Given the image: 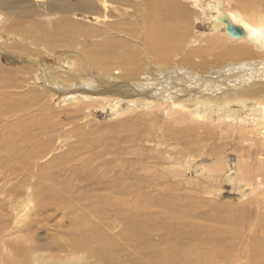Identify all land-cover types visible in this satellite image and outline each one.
I'll list each match as a JSON object with an SVG mask.
<instances>
[{"label":"bare ground","instance_id":"1","mask_svg":"<svg viewBox=\"0 0 264 264\" xmlns=\"http://www.w3.org/2000/svg\"><path fill=\"white\" fill-rule=\"evenodd\" d=\"M78 1H83L79 7L67 0L46 2L47 16L56 13L62 16L45 22L33 20L31 10H22L21 18L25 21L15 16L16 13L15 18L9 19L1 10L12 12L20 0H0V39L6 41L9 33L18 40L13 46L3 44L0 50V128L10 130L0 135L3 189L16 177L13 181L16 184L0 195V264H264V0H188L189 4L181 0H121L123 6L136 8L129 19H124L127 12L108 6L116 0ZM97 3L106 11L109 9V14L116 11L124 16L121 22L109 24L114 28L106 30L116 35L124 29L136 35L142 33V50L133 43L106 40L79 50L75 47L74 53L63 49L60 52L65 56L54 57L52 52L58 47L57 42L67 39L62 44L71 50L75 44L69 37L90 36L91 31H83L79 21L70 16L78 15L81 10L84 13L100 10ZM201 18L208 20L209 34L193 36ZM92 20L101 23L99 16ZM120 44L126 48L123 54L116 51ZM183 46L189 49L185 51ZM15 49L30 55L16 61L19 54ZM34 49L44 51L47 57L34 58ZM183 51V61L174 62ZM197 54H216L218 59L205 67L206 72L195 67L187 69ZM6 55L15 69L3 66L2 56ZM53 60L63 65H48ZM40 76L45 84L40 85L42 89H36L35 80L39 81ZM30 81L33 85L20 92ZM14 90H20V94L16 96ZM56 95L62 97L63 104L78 108L81 115L94 110H110L117 118L139 111L153 117L165 114L174 122V125L167 123L168 128L165 126L169 132L166 138L147 135L149 142L156 141L159 145L170 142L177 145V150L189 147L190 136L200 130L210 141L218 139L220 144L204 154L210 164H198L195 159L179 168L173 166L175 169L169 170L171 178H179L174 189L162 185L160 189V182L154 184L159 178L153 176L149 188L153 187L152 191L155 189L159 194L152 200L144 196L149 191L142 189L147 179L141 178L134 168L127 172L129 162L119 157L143 154L128 148L121 152L122 148L115 144L113 150L102 153L107 156L98 168L103 175L85 173L86 178H96L97 190L105 193L95 213L92 212L94 215L72 216L70 234L63 247L38 244L33 238L30 242L34 214H45L48 210L44 206V210L36 211L37 201L47 191L44 186L49 181L48 175H43L45 170H38L36 160L46 158L49 150L47 145L45 149L44 144H37L33 132L42 124L35 127L26 122V117L32 120L31 116L39 110L36 105L48 98L54 101ZM27 96L31 99L26 103ZM230 148L237 157L233 166L227 163ZM179 153L176 151L175 155ZM112 165L119 167L114 176H111ZM135 168L147 172L142 163ZM169 171L161 173L170 175ZM190 174H197L198 184L193 189L190 180L193 177L188 179ZM107 175L113 178L108 179ZM132 178L137 184L134 189L127 182ZM226 183L239 194L240 201L236 199L239 205L225 211L228 207L208 201L216 212L225 211L223 218L200 215L202 220L216 217L221 223L212 230L198 223L200 219L191 220L195 204L176 202L187 200L180 194L186 185L192 184L188 190L194 197L206 194L213 199L222 195ZM36 193L39 197H34ZM23 195L27 196L21 200Z\"/></svg>","mask_w":264,"mask_h":264},{"label":"rangeland","instance_id":"2","mask_svg":"<svg viewBox=\"0 0 264 264\" xmlns=\"http://www.w3.org/2000/svg\"><path fill=\"white\" fill-rule=\"evenodd\" d=\"M48 1H51V0H20V3L18 5L19 7L18 6L15 7V9L12 12L9 11L8 9H2L1 11L7 13V15L9 16V19H11L12 17L15 18V16H20V18H21L23 15L22 12L24 10L25 11H27V10L33 11V13L35 15L33 14L32 17L34 19L33 18H31V19H33L35 21L42 20V21L46 22L47 20H55L57 17H61L62 16L61 13H56L54 15H51V17L47 16L45 14V10H44L45 8L44 7L46 6V2H48ZM67 1L70 3V5H74V6H78V7H79V5L83 4V1H78V0H67ZM120 1L121 0H119V1L116 0V2H111L108 4V6L111 7L112 9L113 8H116V9L119 8L120 10H122V12H127L124 14L125 18H124V16L123 17L120 16L121 14L119 15V13L116 11L111 12L109 14V12H107L109 9L106 11V8L100 3H97V4H98V6H100L101 9L93 11L92 13L88 12L89 14L86 12L85 13L82 12V10L79 11L80 8H77V10L79 11V12H77L78 15L74 14L75 15L74 16L73 14H71L70 17H71V19H74L75 21H79L81 26H83V29H82L83 31H86V32L91 31L90 36L87 35L88 36L87 38L80 36V35L74 36V37H69L70 41H72L75 44V45H73L74 46L73 48L72 47L70 48L71 50H69V48H66V47H68V45L62 44L63 42L68 41L67 39L62 40V43H61V41L59 43L57 42L58 47L52 52L53 54L55 53L54 57H60V56L62 57L64 54H63V52H60V51L63 49L66 51L67 50L70 51V53H74L75 47H77V49L79 50L83 46L85 47L86 45H93V44L98 45V44H100L106 40L107 41L113 40V41H116L117 43L121 42V44L124 42L125 43L129 42L130 44L133 43L134 47L137 46V48L140 49V51H141L142 47H143L142 44H143L144 40L142 38H140L142 33L138 32L137 29H136V32H138L139 35H136V33L135 32L133 33L131 30H130L131 33L128 32L129 29L128 30L124 29V30H122V32H120L121 30L117 29V31L120 32L117 35H116V33H109L106 30L107 27L108 28H114V27H112L113 25L110 26L109 24H112L113 22H118V21L122 20L123 18L129 19L133 16L131 14H133L135 12L136 8H133L132 5L123 6V3H120ZM132 1L133 2H136V1L139 2L140 0H132ZM181 1L185 4L190 3V1H189V3H187L188 0H181ZM18 2H19V0H18ZM41 3H42V5H41ZM106 13H108L107 17H105ZM14 14H15V16H14ZM36 14L39 16H37ZM94 15L99 16V18H100L99 23L101 22L100 24L94 23V21L92 20L93 17H95ZM101 19H103V20H101ZM21 20L25 21V18L23 17V18H21ZM203 20H204V22H203ZM207 22H208L207 19L201 18V20H199L197 22V24L195 25L196 29L193 32V36L197 37L200 34H202L203 32H204V34H207V33L209 34V29H208L209 23H207ZM103 23L108 24V25L105 26ZM127 27L128 26H126L125 28H127ZM106 31H107V33H106ZM92 33H94V34H92ZM6 36H7L6 41H3V39H0V50H2L4 48L3 44L4 45L6 44L7 46H9V44L11 46V44H12V46H13V44H16L18 42V40L16 38L12 37L11 34H9V33ZM133 39H135L136 41ZM120 45H117L118 49H116V51L121 52L119 54H123V52L126 48H125V45H121V46ZM62 46H64V47H62ZM119 49H120V51H119ZM188 49H189V47H187V46L184 47L185 51ZM20 50L21 49H18V50L15 49V51L19 54L18 57H15L16 61H20V60L24 59L26 56L30 55V54L26 55L24 52H22ZM185 51H183V53L181 52L179 55H177L173 61L177 62V63L178 62L181 63L180 61H183L182 59H184L183 56H184ZM11 52H13V51H11ZM19 52H21V53H19ZM33 53H35L34 58H36V59H42L43 57H47V54L44 53V51L39 50V49H34ZM198 55L199 54L195 55L192 58L191 64L189 67H187V69L195 67L200 72H206L207 70L205 67L208 66L209 63L210 64L214 63V61H216L218 59L217 56H215L216 54L214 56H208L206 54H204V56L203 55L198 56ZM71 56L75 57L76 55L71 54ZM195 57H196V59H195ZM8 59H9L8 55L2 56L3 66L9 67V69L11 67L13 69H15L16 66L15 65L13 66L12 62ZM182 63H184V62H182ZM50 64L54 65V66L63 65V64L56 63L55 60L50 61L48 63V65H50ZM146 64H148V63L146 62ZM114 65L116 66L115 63H114ZM68 69H70V68H68ZM166 72L168 73L169 71L167 70ZM200 72H197V73H200ZM41 77L42 76H40L39 81L35 80V83L37 86L36 89H42L40 85L45 84L44 81H42ZM32 85L33 84L30 81L27 84H25V89H23L21 91L20 90H14V92L16 93V94L15 93L14 94L16 96H18L20 94V92L23 91V93H24L25 90L28 89V87L32 86ZM39 86H40V88H39ZM47 94H51V93L48 92ZM27 97H28L27 100H26V98H25L26 101L24 100V102H26V103H27V101H30V99H31L30 96H27ZM55 98L56 99L54 101L51 100L50 98H48V99H46L47 102H46V100H44L39 105L37 104L36 109L37 110L39 109V110L35 114H33V116H31V119L33 118L32 120H29L26 117V122H30L35 127L37 126L38 123L42 124V125H40V127L39 126H38V128L36 127L33 132L36 136L35 138H36L37 144H40V145L44 144L45 149H46V145H47L48 150H49L46 158H44L43 160H39V159L36 160L37 161L36 165H37L38 170H40L41 172H43L45 170L43 172V175L45 177L48 175V178H49L48 183L44 186L47 188V191L43 192V194L38 199V201H37L38 207H37L36 211L38 209H39V211L40 210L42 211V210H44V208L46 206H48V210L45 214H43V213H35L36 215L34 214L33 218L35 219V221L32 218V220H33L32 226L34 225V229H33V232H31V235L29 238L30 242H32V238H33L34 242L38 243V244L39 243H41V244H43V243L47 244L48 243L49 245H51L55 248L61 247V246L63 247L66 245V239L69 237L70 233H68V232L71 229L73 217L75 215H78V216L94 215L93 213H95L97 206H99L100 205L99 203L102 202L101 198L103 196H101V195L102 194L105 195V193L97 190L98 185H97L96 178H93L91 176H89L90 178H88V177L86 178L85 173H87L88 175L93 173L92 175L95 174L97 177H99V173L101 172L100 174L103 175L102 171L98 168L100 167V163H102L101 161H103L104 159H107V156L106 157L102 156L103 155L102 153L104 151L113 150V146H115V144H117L115 147L122 148V150H120L121 152L127 151L129 149V150L139 151L143 154L142 156L136 155V154L131 155V156H130V154H125V155L122 154L120 156L118 154H114V155H115V157L119 156V157H121L122 160L129 162V163H127V166H126L127 169H125L127 172L130 171V170H128L129 168H134V169L138 170L137 172H139V174L141 175V178H144L145 180L147 179L146 180L147 183L143 184L142 189L145 192L149 191V193L147 192V194L144 196L146 198L151 197L150 198L151 200L154 197H156L155 195L159 194L158 192H156L155 189L152 191L153 187L149 188V184L151 185L154 182L153 176H156V178H159L156 182H154V184L158 183L157 185H159V182H160L161 183L160 189H161V185L164 188L170 187V188L174 189L175 185H176V181H179V178L177 179V178H174L173 176L171 178V173L169 171V170H171V168L172 169L174 167L179 168L181 166V164L183 166L185 164V162H187V161L191 162L195 159H196V162L198 161V164H201V163L210 164V161L208 159L206 161L204 154L207 153L208 151H211L213 149L212 146L219 147V144H220L218 139H216L215 142L210 141L211 139L208 137V135H206L205 133L202 132V130H200L197 133H192V135L190 136L189 139L191 141L189 143L191 145L189 147L188 146L185 148L179 147L178 148L179 150H177L176 149L177 145L175 144V146H174V144L170 143V142H165L164 144L159 145V144H157L158 142H156V141L149 142L148 136L151 135V136H156L157 138H166V135L169 132H166L167 129H164V128H165V126H166V128H168L167 123H171V125H174V122H173V120H171V122H170L169 118L165 114H162V115L160 114L159 116L153 117L151 115L146 116V114L143 113L144 111L142 113L139 111L135 114H129V115H125L122 118H117V117L111 115L110 110H108V111H102V110L96 111V110H94L91 113L81 115L79 112L77 113L78 108H75L72 105L63 104L60 101V99L62 97H60V99H59L58 95H56ZM8 129L5 127L0 128V135L3 134V132L4 133L9 132L10 130L8 131ZM11 131L14 132L15 130H11ZM196 134H198V136ZM203 140H205V141H203ZM193 143H195V144H193ZM198 148H200V149H198ZM201 149H202V151H201ZM204 149H206V150H204ZM41 151H43V150H41ZM176 151L178 153L180 152L179 153L180 155L179 154L175 155ZM194 151L196 153H194ZM197 151H199V152L197 153ZM37 155H40V151H38ZM197 157H199V158L197 159ZM167 158H169V159H167ZM170 159H172V160H170ZM167 160H170V161H167ZM39 161H41V162H39ZM45 162H46V164H45ZM234 162L235 163L237 162V157H236L235 153H233L231 151V148H230L227 151V163L230 166H233ZM139 163H142V164H144V166H146V169H147L146 173L142 172L138 168H135V165L138 166ZM40 164L42 167L40 166ZM36 165H35V167H36ZM129 165H131V166H129ZM52 166H53V168H52ZM113 166L114 165H112L110 168L111 170H113V173L111 174V176L112 175L114 176V174H118V172H119V169H118L119 167L114 166L115 167L114 168ZM152 166H155L157 168L152 167ZM164 167H165V169H164ZM149 168H150V170H149ZM167 168H169V169L167 170ZM0 171H2V170H0ZM6 171L7 170H3V172H6ZM25 171L26 170H24V172ZM82 171H85V172H83L84 174L82 173ZM164 171H167V172L169 171L170 175H168L167 173H164L166 175H163V173H161V172H164ZM158 172H160L161 176ZM23 173L21 175L22 176V182H24L26 180ZM152 173H154V174H152ZM7 174H10V171H8ZM111 176L107 175V178L112 179L113 177H111ZM163 176H167L168 178L170 177L171 180H169L170 178L169 179L167 177L164 178ZM160 177L161 178L163 177L164 180L161 179ZM194 177H195V179H194ZM196 177H197V174H190L188 176V179L192 178L190 180L192 181L193 185L192 184H191L192 186L186 185L185 188L187 191L182 190L180 192L181 195L183 194L182 197L184 196L183 198L187 199V200H185L186 202L184 201L182 203L181 200H178V199L176 200V202L178 204H185V203L187 204L189 202H192L193 204H195L196 205V207H195L196 211L194 210L195 215L193 214V216L191 217V220L193 221L194 218L196 220L200 219L199 221H197L198 223L204 224L205 229L212 230V227L221 226V223L216 219L215 216H213L215 218H211V220H207L205 218H203V220H202V218H200V215L213 214V215L219 216V218H223L221 216L225 215V213H224L225 211H229V210L231 211L235 207H238V205H239L238 203L240 201L239 194H237L236 191H233L232 187L226 183L223 185L222 195L220 197H216V198L212 199V197H210L206 194H201V195L198 194L196 197H194L192 195V192H189L190 190H188V188H189V186H191V188L193 189L194 184H195V186H197L198 183H197V181H195V180H197ZM0 179H1V176H0ZM15 179H16V177L13 176L12 180H11L12 182L10 184H7V185L10 186L12 184H16V183H13V181ZM148 180H150L149 181L150 183L148 182ZM167 181L170 183H167ZM16 182H19V180H16ZM127 182H129L133 186V189L137 185L133 178L131 180H127ZM132 182H134V183L132 184ZM20 183H17V185H19ZM129 183H127V184H129ZM166 183L170 184V186L167 185ZM0 184H1L0 185V187H1L3 184H2V182H0ZM94 184H96V186ZM9 186H7L6 188L4 187V189L2 186L0 188V195L4 194L7 191V188ZM145 186H147V187H145ZM203 186H205V185H203ZM21 187H22V191H24V183ZM154 187H155V185H154ZM201 187H202V185H201ZM145 188H147V189H145ZM1 189H2V192H1ZM3 191H4V193H3ZM150 191H151V193H150ZM162 193H164L163 190H162ZM175 193H178V192L176 191ZM25 196H27V195H23L21 200H24ZM34 197H39V194H37V193H36V195L34 194ZM236 199L239 201H237ZM81 200H84V202ZM210 200H214L212 202L213 205H217L219 207H228V209L225 211L223 209V211L216 212V210L213 207H211L210 204L207 203ZM0 201H1V199H0ZM69 202H70V204H69ZM90 204H91V206H90ZM82 206H84L85 208ZM88 212L91 214H89ZM196 215H199V216L197 217ZM36 221H38V223ZM36 224H37V227H36ZM25 248H29L28 244H25Z\"/></svg>","mask_w":264,"mask_h":264}]
</instances>
